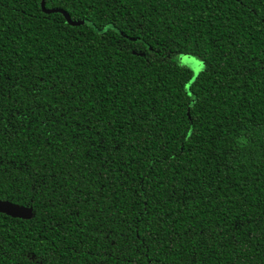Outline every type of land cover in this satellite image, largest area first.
<instances>
[{"label":"trees","instance_id":"1","mask_svg":"<svg viewBox=\"0 0 264 264\" xmlns=\"http://www.w3.org/2000/svg\"><path fill=\"white\" fill-rule=\"evenodd\" d=\"M0 200V264H264V0H0Z\"/></svg>","mask_w":264,"mask_h":264},{"label":"water","instance_id":"2","mask_svg":"<svg viewBox=\"0 0 264 264\" xmlns=\"http://www.w3.org/2000/svg\"><path fill=\"white\" fill-rule=\"evenodd\" d=\"M44 4L42 3L41 6L42 8H44L43 6ZM45 13H54L57 12V10H51V11H47L44 10ZM60 13L63 14V16L65 17L66 21L71 25V26H79L82 24H89L91 27H93L92 24L86 22V21H71L69 16L63 12V11H58ZM95 29V27H93ZM106 31V29H103L102 31H99L98 34H103ZM0 213L4 214L8 217L14 218V219H22V220H30L33 216V211L31 207H25V206H21L9 201H4V200H0Z\"/></svg>","mask_w":264,"mask_h":264},{"label":"snow or ice","instance_id":"3","mask_svg":"<svg viewBox=\"0 0 264 264\" xmlns=\"http://www.w3.org/2000/svg\"><path fill=\"white\" fill-rule=\"evenodd\" d=\"M182 65L191 69L194 73H198L202 70L203 65L194 59L183 58Z\"/></svg>","mask_w":264,"mask_h":264},{"label":"rangeland","instance_id":"4","mask_svg":"<svg viewBox=\"0 0 264 264\" xmlns=\"http://www.w3.org/2000/svg\"><path fill=\"white\" fill-rule=\"evenodd\" d=\"M183 58L194 59V60L200 62V64L203 65L202 61H201L199 58H197V57H192V56H187V55H181V56L178 58V63H179L181 66H183V65H182V59H183ZM183 67L186 68V69H188L189 71H191L194 75H197V74H198L199 72H201V71L203 70V68H204V66H203V68H202L201 71H199L198 73H194V72H193L191 69H189L188 67H185V66H183Z\"/></svg>","mask_w":264,"mask_h":264}]
</instances>
